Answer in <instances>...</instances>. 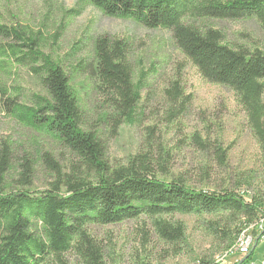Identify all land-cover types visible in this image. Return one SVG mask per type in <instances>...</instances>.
Returning a JSON list of instances; mask_svg holds the SVG:
<instances>
[{"label":"trees","instance_id":"trees-1","mask_svg":"<svg viewBox=\"0 0 264 264\" xmlns=\"http://www.w3.org/2000/svg\"><path fill=\"white\" fill-rule=\"evenodd\" d=\"M88 7L148 28L172 30L178 48L205 80L235 92L260 146L264 173V49L228 45L222 30L196 25L202 19L256 17L264 29V0H78L74 8L63 12L77 17ZM185 19L195 24L184 23ZM64 24L58 26L57 33ZM49 37L56 38L41 27L0 22V70L12 78L13 67L28 68L44 90L26 101L18 85L0 81L2 105L24 127L71 150L84 170L63 175L53 157L45 153L42 161L55 170L56 180L49 189L33 194L27 186L32 184L37 162L25 157L20 187L12 190L7 183L14 168L12 149L7 143L0 145V264H69L67 255L71 252L82 264H108L90 226L143 216L151 220L157 236L177 249L176 255L181 254L187 245V226L171 219L178 213L216 218L212 228L226 241L228 251L245 229L264 217V187L252 194L241 191V187L252 185L246 177L234 188L207 190L179 178L159 179L149 166L148 154L111 167L99 132L84 127L81 90L106 96L110 111L104 112V117L116 126L135 125L141 120L142 94L150 88V70L140 67L136 71L127 41L109 35H90L75 42L64 56L65 67L45 50ZM167 93L171 102L168 114L173 121L192 99L179 81ZM194 140L203 145L199 136ZM216 152L224 163L228 151L219 146Z\"/></svg>","mask_w":264,"mask_h":264},{"label":"rangeland","instance_id":"rangeland-1","mask_svg":"<svg viewBox=\"0 0 264 264\" xmlns=\"http://www.w3.org/2000/svg\"><path fill=\"white\" fill-rule=\"evenodd\" d=\"M78 0H0V22H21L34 28H43L48 38L45 50L68 63L64 56L71 46L90 35H109L124 39L129 45V58L136 71L140 67L149 71L150 88L142 94L139 106L141 120L135 125L116 126L104 112L110 111L106 96L81 90L83 95L82 121L84 127L99 132L106 148V158L111 167L128 164L131 157L148 154L149 166L162 180L183 179L192 186L207 190L234 188L244 177L252 181L251 187L241 191L252 194L264 187L260 146L247 125V115L237 101L235 92L224 85L205 80L198 69L178 48L169 29H152L131 20L103 15L94 7H88L77 17L64 14L74 8ZM64 28L57 33L58 26ZM195 24L191 19L184 23ZM202 28L220 29L226 35L225 43L244 45L250 49H264V29L256 17L238 20L202 19L196 22ZM83 56L85 54H82ZM14 77L0 70V81L18 85L22 100L33 93H44L40 80L28 68L13 67ZM13 78L15 80H13ZM179 81L185 95H191V103L184 112L171 120L168 110L171 102L168 90ZM199 136L203 145L194 138ZM7 143L12 149L13 170L7 183L12 190L21 184V164L24 158L37 162L32 184L27 188L33 194L50 188L56 180V172L42 161L49 153L61 168L62 174H79L84 170L79 158L60 143L24 127L5 111L0 97V145ZM228 151L222 163L216 148ZM251 176V177H249ZM187 226V245L181 254L162 241L155 233L151 220L140 217L133 220L91 225L90 232L103 246L108 264H239L252 251L243 264H263L264 239H258L249 252L242 254L237 241L225 251L226 241L215 233L210 215L178 213L171 217ZM243 234H250V227ZM69 264H82L74 253L67 255Z\"/></svg>","mask_w":264,"mask_h":264},{"label":"built area","instance_id":"built-area-1","mask_svg":"<svg viewBox=\"0 0 264 264\" xmlns=\"http://www.w3.org/2000/svg\"><path fill=\"white\" fill-rule=\"evenodd\" d=\"M258 238L264 239V217L260 218L258 222L250 226V234L245 235L242 233L238 238L237 246L239 252L242 254L248 253Z\"/></svg>","mask_w":264,"mask_h":264},{"label":"water","instance_id":"water-1","mask_svg":"<svg viewBox=\"0 0 264 264\" xmlns=\"http://www.w3.org/2000/svg\"><path fill=\"white\" fill-rule=\"evenodd\" d=\"M239 264H242V261Z\"/></svg>","mask_w":264,"mask_h":264}]
</instances>
